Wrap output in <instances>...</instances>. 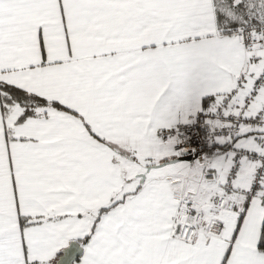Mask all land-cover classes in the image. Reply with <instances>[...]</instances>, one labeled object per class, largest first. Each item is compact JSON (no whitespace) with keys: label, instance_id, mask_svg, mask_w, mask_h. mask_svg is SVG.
I'll return each instance as SVG.
<instances>
[{"label":"snow or ice","instance_id":"1","mask_svg":"<svg viewBox=\"0 0 264 264\" xmlns=\"http://www.w3.org/2000/svg\"><path fill=\"white\" fill-rule=\"evenodd\" d=\"M0 264H264V0H0Z\"/></svg>","mask_w":264,"mask_h":264}]
</instances>
